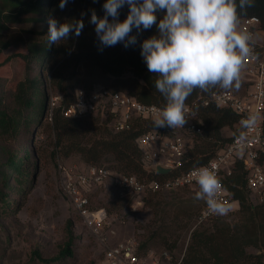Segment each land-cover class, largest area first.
I'll use <instances>...</instances> for the list:
<instances>
[{
  "label": "trees",
  "instance_id": "trees-1",
  "mask_svg": "<svg viewBox=\"0 0 264 264\" xmlns=\"http://www.w3.org/2000/svg\"><path fill=\"white\" fill-rule=\"evenodd\" d=\"M59 2L60 0H0V50L9 47L23 49L25 53L19 55L29 65V69H32L33 65L42 66L57 58L65 64L97 68L113 77H120L128 71L138 81L133 91L127 94L140 103L163 108L166 101L155 88L157 77L148 71L140 54V45L143 40L157 34L156 26L153 25L152 28L139 34L136 29H133L132 34L137 35L135 45L125 48L123 44H117L114 47H106L101 52L98 50L95 26L90 24L89 20L92 9L98 17L104 15L102 6L105 0H97L95 3L93 0H69L63 10L58 7ZM128 11L127 5L120 9L121 21L126 18ZM82 12L86 15L83 17L85 26L81 35L76 37L73 34L67 41H60L58 44L49 46L47 37L49 16L63 23L80 19ZM163 14V12H157L158 21ZM249 16L257 17L260 27L264 30V0H254V7L248 8L246 15L241 14L240 19ZM20 24H36L39 25V29L23 30L26 35L20 32L11 33L10 26ZM215 89L218 88L209 92L194 90L187 98L186 104L207 97ZM71 101L72 98L68 102H63L61 106L50 109L42 80L25 75L12 89L3 88L0 80V149L6 158L3 163H0V184L3 187H9L11 179L21 187L27 178L23 162L28 159V151L23 150L20 155L18 152H10L8 143L22 136L30 122H39L46 113L50 118V127L55 133V147L59 148L60 153L66 156L73 152L84 151L83 148L88 147L87 154H92L90 151L94 148L96 149L93 153L94 157L108 155L113 158L112 169L115 172L134 175L145 181L175 177L189 169L206 164L215 155L213 148L216 146L223 148L231 138H222L220 129L234 127L232 134L234 135L237 128L238 118L230 111L213 106L198 107L197 116L201 121L200 133L191 136L180 166L167 174L159 175L143 168L141 153L135 144V138L140 133L154 127L152 123L147 120L137 121L131 130L114 133L107 126L106 130L93 121L84 120L91 118L90 116L63 117L62 110ZM33 115L37 117L36 121L32 120ZM262 116L264 137V110ZM222 182L231 200L239 206L238 222L230 224L219 216L215 217L209 227L194 228L179 264H249L246 255L247 247L261 248L264 251V205L248 202L249 193L244 186L242 166L236 163L231 175L225 177ZM153 205L157 207V202ZM167 219L162 217L158 224L157 235L147 238L152 239L157 236L163 243L167 237H170L172 226L166 222ZM189 219L191 215L182 211L171 218V224L184 222L185 226ZM72 245L73 235L67 228L61 255L71 256ZM138 250L145 252L146 244L142 242ZM35 256L43 264H51L57 260V258L43 259L36 253ZM259 260L258 264H261V255Z\"/></svg>",
  "mask_w": 264,
  "mask_h": 264
},
{
  "label": "rangeland",
  "instance_id": "rangeland-1",
  "mask_svg": "<svg viewBox=\"0 0 264 264\" xmlns=\"http://www.w3.org/2000/svg\"><path fill=\"white\" fill-rule=\"evenodd\" d=\"M27 29L38 30L39 25L10 26L11 33L26 35L23 30ZM23 53L25 51L19 47L0 50V80L3 88L12 89L25 75L42 80L49 108L54 96L59 97L60 103L68 102L74 90L79 88L100 86L130 93L138 81L128 71L120 77H113L97 68L65 64L57 58L42 66L33 65L29 69V65L19 55ZM36 119L33 115L32 120ZM84 120L93 121L107 130L100 117ZM233 133L234 127L220 129V135L224 139L230 138ZM55 141V133L46 113L39 122H30L22 136L11 140L7 145L10 152H18L19 155L23 150L28 151V159L23 162L27 178L21 187L12 179L9 187L0 184V264H43L35 253L43 259L57 258L51 264H106L104 256L107 249L131 239L137 243V254L145 264L156 260L158 264H179L194 228L209 227L215 217L219 216L230 224L239 220V206L233 203L228 214L199 221L204 201L194 199L195 193L199 191L197 187L163 190L137 199L128 197L118 188L107 184L91 188L88 192L91 206L94 209L103 208L108 216L102 231L96 235L83 225L63 193L60 170L84 171L89 165L112 168L113 158L108 155L94 157V148L90 151L92 154H87L88 147H84V151L65 156L55 147ZM221 148H213L214 154ZM5 159L0 149V163ZM247 199L253 204L250 196ZM155 202L157 207L153 205ZM182 211L188 212L191 219L185 226L184 222L172 225L171 218ZM162 217L169 218L166 222L172 226V234L163 243L157 236L148 239V236L157 235ZM67 228L73 235L71 256L61 255ZM142 242L147 247L145 252L138 250ZM262 250L252 246L246 248L249 264L259 263ZM164 253L168 258H165Z\"/></svg>",
  "mask_w": 264,
  "mask_h": 264
},
{
  "label": "built area",
  "instance_id": "built-area-1",
  "mask_svg": "<svg viewBox=\"0 0 264 264\" xmlns=\"http://www.w3.org/2000/svg\"><path fill=\"white\" fill-rule=\"evenodd\" d=\"M237 29L251 33L253 38L252 55L244 60L241 70V87L238 90L218 88L207 97L186 104L190 114L184 128H157L154 121L161 107L140 103L127 93L100 86L74 90L72 101L62 110L63 117H100L114 133L131 130L137 121L147 120L152 123L154 127L140 133L135 138V144L141 153L143 168L155 173L157 165L170 168V171L180 166L191 136L201 131V121L197 116L198 107L213 106L226 109L238 118L236 133L201 166H209L216 171L223 186L222 180L231 175L236 163L240 164L244 171V186L253 204L264 205V30L255 16L240 19ZM61 104L59 97L54 96L50 101V109ZM249 113H259V119L255 126L245 129L240 121ZM241 132L244 133L243 140L240 139ZM194 168L175 177L145 181L134 175L117 173L106 166L89 165L84 171L61 169L60 186L83 225L97 235L108 221V216L103 208L94 209L91 206L88 196L91 188L110 184L123 194L137 199L157 191L183 187L199 188L196 178L192 175ZM223 189L219 198L231 205L237 204L231 200L224 186ZM215 215L209 212L204 202L198 218L203 221ZM260 255L261 264H264V251L260 252ZM164 256L168 258L165 253ZM104 259L106 264H145L137 254V243L134 239L108 248ZM151 264H158V261Z\"/></svg>",
  "mask_w": 264,
  "mask_h": 264
},
{
  "label": "clouds",
  "instance_id": "clouds-1",
  "mask_svg": "<svg viewBox=\"0 0 264 264\" xmlns=\"http://www.w3.org/2000/svg\"><path fill=\"white\" fill-rule=\"evenodd\" d=\"M69 0H60L63 10ZM97 0H93V3ZM129 11L119 19L120 9ZM104 15L98 17L92 9L89 23L94 25L98 50L137 43V34L153 27L157 34L144 39L141 57L150 73L155 74L156 90L166 104L159 110L154 123L158 127L184 128L189 110L187 98L194 90L209 92L214 88L238 90L244 60L252 55L251 33L238 31L241 14L254 7V0H105ZM239 10V11H238ZM157 12L163 16L157 18ZM63 23L48 18V44L67 41L73 34L79 37L84 28L83 17ZM111 18V19H109ZM259 113H249L240 121L245 129L255 126ZM240 139H244L241 132ZM199 191L194 199L203 200L211 214L226 215L231 204L219 197L224 190L217 172L209 166L194 168Z\"/></svg>",
  "mask_w": 264,
  "mask_h": 264
},
{
  "label": "water",
  "instance_id": "water-1",
  "mask_svg": "<svg viewBox=\"0 0 264 264\" xmlns=\"http://www.w3.org/2000/svg\"><path fill=\"white\" fill-rule=\"evenodd\" d=\"M169 171H170V168H167V167H163V166H160V165H157L155 167V173L159 174V175L167 174Z\"/></svg>",
  "mask_w": 264,
  "mask_h": 264
}]
</instances>
